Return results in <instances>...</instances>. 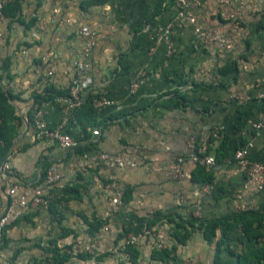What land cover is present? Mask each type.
<instances>
[{
	"label": "crops",
	"instance_id": "obj_1",
	"mask_svg": "<svg viewBox=\"0 0 264 264\" xmlns=\"http://www.w3.org/2000/svg\"><path fill=\"white\" fill-rule=\"evenodd\" d=\"M86 1L21 0L22 22L0 19V65L7 59L11 76L0 70V87L19 93L17 114L25 116L30 108L33 113V95L51 84L59 94L38 103L46 125L56 127L64 115H71L65 112L66 97L61 95L84 45L77 32L83 25L97 33L88 58L90 91L116 104L98 109L95 128L68 120L63 131L75 143L71 148L52 139L36 140L31 122L21 120L5 160L12 172L9 181L18 186L16 195L38 185L50 164L57 165L62 177L45 195H61L65 185H74L78 191L58 204L59 217L47 206L32 203L21 218L5 226L0 235V264L43 259L45 254L34 245L45 246L51 239L74 255L82 253L78 246L82 248L92 237L86 235L81 216L92 215L106 219L109 227L95 234L96 254L102 257L97 261L74 257L73 264H236L237 254L250 246H264V237L250 242L236 227L228 244L234 254L226 247L216 261V245L208 243L201 230L196 229L182 244L170 236V225L160 224L156 227L168 232L166 247L174 245L176 250L160 259L137 246L140 255L132 263L120 251L123 240H116L122 224L127 231L138 232L154 213L208 222L241 210L264 211V188L258 190L233 157L243 146L250 160L264 163V133L251 126L264 116V0H196L193 6H181L176 0H108L98 5ZM167 24H171L168 42L156 43L157 32ZM195 27L230 39V48L204 43ZM233 65L232 75L224 72ZM137 74L142 82L132 91L130 84ZM185 79L202 82L204 87L193 90ZM175 90L187 98L185 106L161 103ZM118 112L122 114L116 116ZM95 129L99 135H93ZM222 140L224 156L212 166L210 184L191 182L195 162L189 159L182 165L179 182L161 169L175 156H186L190 142L215 159ZM85 145L91 149L75 152V147ZM95 151L126 154L137 165L91 161L76 168L84 155ZM108 175L129 191L122 206L111 208L114 194ZM10 198L0 176V205ZM63 228L72 232L61 236Z\"/></svg>",
	"mask_w": 264,
	"mask_h": 264
},
{
	"label": "trees",
	"instance_id": "obj_2",
	"mask_svg": "<svg viewBox=\"0 0 264 264\" xmlns=\"http://www.w3.org/2000/svg\"><path fill=\"white\" fill-rule=\"evenodd\" d=\"M108 0H87L86 4H103ZM4 15L10 20H17L22 22L20 19L21 12V0H11L7 4H5L2 8ZM33 21V20H32ZM32 23V22H31ZM30 24H26L28 27ZM7 59H4L2 64L0 65V70L3 73H7L6 77L11 79L9 72V63ZM235 66H229L226 71L227 74L232 75L234 73ZM191 72V71H190ZM1 78V77H0ZM233 78V77H232ZM187 84H191V89H201L203 88V83L198 81H188L184 80ZM219 84V83H218ZM223 85L222 83H220ZM59 94L57 90L51 85L48 84L43 91L38 94L33 95V104L41 103L47 101L48 99H52L55 95ZM62 94V93H61ZM61 96L68 97V88ZM101 95L96 94L90 91V87H87L83 91V102L80 106L76 107L73 110L74 117L76 122L79 123L83 128L87 126L97 127L98 122L96 121V115L98 109L94 106V99ZM21 97L19 93L13 92L10 87H0V165L3 161H5L9 155V150L13 144V141L18 134V129L21 124V120L25 119L26 122H31L32 117V108L28 111L25 116H20L16 113L15 103L20 101ZM164 105L170 107H180L185 106L187 98L184 94L180 93L179 90H175L171 95L167 98L161 99ZM122 112H118L116 116L121 115ZM24 117V118H23ZM212 137H210L211 141ZM220 148H225V140H222L218 146L215 163L217 161H221L224 153H221ZM91 149V146L85 145L80 147H75L74 150L77 154H83ZM207 152V151H206ZM45 170L41 173V177L39 182L44 177ZM11 176V175H9ZM214 180V175L212 171V167L208 168L204 165V163L200 161L195 162V168L192 172L191 182L198 185L210 184ZM38 182V183H39ZM56 183H54L50 188L46 189L45 192L50 191ZM78 191V188L74 185H65L61 188V195H57L52 198L48 195L49 203L48 210L51 214H54L56 217H59L61 212L58 210V204L67 201L71 198L74 193ZM129 191L124 188L122 200L125 202L128 199ZM134 218H138L136 215H132ZM83 222L85 223V233L88 237H93L99 231V229L106 223V219L99 218L96 215H92L90 217L81 216ZM146 225L148 228H153L156 226H160V224L170 225V236H173L178 242L185 243L186 239L190 237L196 229L201 230V233L204 239L208 243H215L216 245V261L219 260V255L224 250V248H228V244L230 241V233L236 228L241 227L244 235L247 240L250 242H256L260 238L264 237V211L260 210H241L235 213L232 216H224L220 218H216L210 220L208 222H204L194 216L183 220L182 218H178L175 220L171 216L163 215L160 213H154L152 216L148 217L146 220ZM15 222V221H14ZM3 231V230H2ZM72 230H67L63 228V232L61 236H65L68 233H71ZM127 229L125 228V224H122L120 230L117 234L116 240L124 239L127 234ZM2 232L0 233V235ZM2 240V239H1ZM34 246L39 247L43 253L45 254L43 259L35 260L32 264H42V261L52 264H73L71 261L74 257H77L80 260H100V254H84L77 253L73 254V252H68L66 249L62 248L56 243L55 239L49 240L45 246H40L39 244H35ZM175 247L170 246L166 247L162 250L160 249H151V255L153 258H166L171 255L173 251H175ZM230 251V249L228 248ZM122 253H127L128 259L130 262H137L140 252L137 248L136 244L129 243L125 245V247L120 249ZM230 253L234 254L232 251ZM237 262L236 264H264V246L260 247H248L246 250L236 255Z\"/></svg>",
	"mask_w": 264,
	"mask_h": 264
},
{
	"label": "built area",
	"instance_id": "obj_3",
	"mask_svg": "<svg viewBox=\"0 0 264 264\" xmlns=\"http://www.w3.org/2000/svg\"><path fill=\"white\" fill-rule=\"evenodd\" d=\"M11 0H0V19L7 20L2 8L5 4ZM181 6H193L196 4V0H176ZM191 22H194L193 18H189ZM237 25V23H234ZM195 31L200 34L204 43H214L230 48L231 40L228 38H221L218 35L209 33L208 31L201 30L195 27ZM78 34L83 38L84 45L82 50L75 59V72L71 77L68 84V97L65 99L66 111H70L71 115H64L61 122L56 127H48L43 119L42 110L38 103L34 104V109L31 117V129L33 136L36 140L52 139L56 141L61 147L71 148L75 145L70 134L63 131V127L68 120L76 121L73 110L80 106L84 100L83 91L89 87L90 83V65L88 58L91 55V51L94 48L97 41V33L88 26H80L77 29ZM171 35V24H167L164 28L160 29L156 34V43H167ZM48 75H52V71L47 72ZM142 82V75L137 74L135 79L132 80L130 87L132 91H136ZM94 106L97 109L115 106V102L106 96H99L94 99ZM253 129L264 133V116L261 119L251 122ZM93 135H99V130L92 131ZM190 152L186 155L175 156L171 162L162 166V170L171 174L172 178L179 182L183 178V163L189 159L194 162L200 161L208 167H212L215 164V159L212 156L205 154L204 148H197L194 142H190ZM137 151V148L134 149ZM236 162L243 168L246 175L253 178L256 188L262 190L264 188V163L252 161L247 157V150L245 147H239L234 151L233 155ZM98 162L101 164L113 163L118 167H135L137 164L135 161L130 160L126 154L109 155L101 151H95L89 155H84L79 165L76 168L84 167L88 162ZM11 168L7 161H3L0 165V176L8 185L9 194L11 196L10 201L6 204L0 205V233L3 228L8 224L21 218L27 211L29 204L41 203L45 207H48L49 198L45 195V190L50 188L54 183L61 179L62 174L59 172L56 164H50L46 167L43 179L32 190L23 192L16 195L18 186L12 184L9 181L11 175ZM108 180L111 181L113 188V197L110 201L111 208L115 206H122L124 204L122 200L124 188L117 182L114 175H108ZM198 212H195L196 215ZM102 229L108 230V224L105 223ZM168 232L161 227L148 228L146 222L142 223V226L138 232H127L125 238L122 241V249L125 245L132 243L136 244L139 248L151 249H164L166 248V239ZM96 236V235H95ZM95 236L91 240L84 244L79 250L84 254H94L97 252L98 242ZM68 252H71L69 249ZM125 256H128L127 253ZM189 264H195V262H189Z\"/></svg>",
	"mask_w": 264,
	"mask_h": 264
}]
</instances>
